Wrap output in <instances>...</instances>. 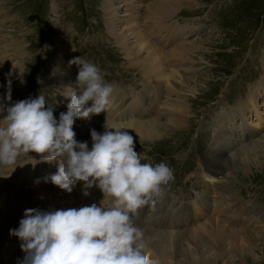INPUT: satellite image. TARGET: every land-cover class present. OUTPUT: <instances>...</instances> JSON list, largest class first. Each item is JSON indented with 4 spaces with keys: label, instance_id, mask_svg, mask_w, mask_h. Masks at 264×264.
<instances>
[{
    "label": "rangeland",
    "instance_id": "374dc122",
    "mask_svg": "<svg viewBox=\"0 0 264 264\" xmlns=\"http://www.w3.org/2000/svg\"><path fill=\"white\" fill-rule=\"evenodd\" d=\"M102 3L103 0H0V60L7 63H0V66L4 67V70L0 69V76L6 78V74L11 71L8 78L14 79L15 84L12 86L28 88L29 85L35 87L38 83L36 75L33 77L32 72L43 71L42 78L50 74V78L45 79L46 90L59 111H64V107L58 89L62 84L58 86L57 79L67 78L68 85H74L73 77L59 73L62 66L70 69L66 62L70 55L94 62L101 69L106 82L121 87L126 92L135 91L136 87L155 81L159 88L162 87L164 92L162 104L166 106L163 108L161 104L159 107L158 114L162 120L160 125L170 118L169 110H173L171 121H168L166 131L156 130L159 133L156 137L133 138L134 150L140 152L142 156L145 154L151 156L156 162L167 159L174 174L172 188L176 193L181 192L184 200H188L192 198L190 194L192 186L190 177L187 176L189 173L185 172L190 168L195 169L197 156L204 155L210 148L216 153L205 156L207 164L203 166L200 162V165L204 173H207L205 168L209 163L208 159L219 157L220 161L224 157V162L217 163L218 167L223 168L225 176L222 178L220 176L219 185L208 192L210 197L214 198V194L217 201L221 199L224 203L221 204L222 209L218 208V215L210 214L208 218L212 220L206 224V227L195 232L204 241L199 239L197 245L188 243L185 246L178 243V247H174L164 244L159 238H157L159 241L153 240L151 243L146 237V232L144 238L146 243L148 242V247L152 249L154 255H160L161 252V264H264V230L260 231L256 227L259 224L264 225L262 224L264 222V126L259 130L258 136L249 137L244 144H241L240 139L238 140L241 136V133L238 134V128L234 130L232 135L234 138L231 141L225 129H232V125L226 123L220 126L228 118H230L229 122L235 119L238 126L245 116L242 113L254 105V99L260 93H264V88L260 87L264 78L258 79L262 73L264 75L261 61L264 60V0H175L171 4L176 7L173 6L174 9L164 17L163 23L167 26L154 28L152 35V29L148 32L142 31L144 23L151 27L146 19L150 14L146 5L151 3H145L142 6L143 10H138L139 6L135 0H112V8L107 9L111 11L110 14L104 10ZM141 14L143 20L139 18ZM174 14L178 15L176 20L183 21L182 16L190 19V24L199 30V34L187 37L185 42L176 43V45L182 43L187 50L183 54L184 59H179L181 61L176 59L173 66L169 67L173 75L165 84L162 81L158 82L150 72L144 71V63L134 64L135 59L139 61L147 55L148 50L141 49L135 56L128 57L123 47L131 49L129 54L137 52V42L129 26L132 17L136 16L139 18L136 22L141 23V26L134 29L135 32L141 31L146 40L154 47H158L161 52L173 49L176 45L162 50L159 45H155L153 39L158 31L161 29L162 32L168 31L175 23L173 20L166 22L170 16H175ZM210 18H213L211 24L207 22ZM172 27L177 28L175 31L178 32L181 28H184L185 32L189 31L187 26ZM117 34L124 35L125 39L122 42L117 41ZM62 51L66 52L63 54ZM57 66L58 71H53L57 70ZM75 66L76 64H73V70L77 73ZM3 80L0 79V84ZM247 82H251V85ZM256 84L258 87L255 89L253 87H256ZM243 87L244 91L238 98L229 103L230 96L237 94ZM19 92L18 96L26 94L24 89ZM228 92L229 97L225 98ZM1 93L2 91L0 95ZM113 93L116 97L111 96L115 100L113 105L118 106V116L125 117V121L119 123H127L128 120L140 116L141 106L134 110L137 95L124 108L121 107L124 91L113 87ZM17 94L11 91V98ZM148 96L153 95L149 93ZM263 99L264 94H261L259 104ZM173 104L176 107L172 106ZM234 107L237 112L233 111ZM262 108L264 109V105ZM129 111L133 113L132 118L126 115ZM232 112H235V115ZM239 112L241 117L236 116ZM102 113L96 114L97 117H102ZM90 117L94 118L93 125L100 122L94 115ZM83 119L75 120L73 129L77 134L83 135L88 130L86 127H91L84 123H79V126L78 122ZM261 119H259L260 123L264 124V116ZM246 121L250 122V120ZM254 126L253 129H257ZM219 131L224 132L214 136ZM213 139H218L216 145L220 144L219 150L223 149L221 143L229 146L228 150L223 151L226 153L218 154V148L211 144ZM226 140L228 142H225ZM257 140L260 141L256 142ZM245 147L246 155L237 159L233 151ZM212 161L215 163L214 160ZM225 161L230 168L224 165ZM246 168L249 170L246 171ZM210 174L221 175L220 171ZM191 180L195 182L192 178ZM243 193L246 196L244 199L241 198ZM80 197L81 195L75 193L71 200L75 203L80 201ZM92 201L95 202L96 199ZM228 210H230L229 215ZM224 220H228L230 224L236 220L245 221V226L228 227ZM251 221L255 225L247 227ZM215 223L225 231L219 238L209 237L211 231L218 229V227L214 228ZM139 227L144 230V224L140 223ZM146 227L153 229L150 226ZM229 229H244V231L233 232V236ZM224 234H226L225 238L222 236ZM149 242L152 245H149ZM158 244H163V247L159 246V251H156ZM181 248L182 251L178 250ZM180 253L183 255L182 258H178ZM0 264L5 263L0 260Z\"/></svg>",
    "mask_w": 264,
    "mask_h": 264
},
{
    "label": "clouds",
    "instance_id": "9594fccd",
    "mask_svg": "<svg viewBox=\"0 0 264 264\" xmlns=\"http://www.w3.org/2000/svg\"><path fill=\"white\" fill-rule=\"evenodd\" d=\"M69 63L78 66L77 75L74 85L59 91L68 103L58 118L55 105L46 103L40 91L12 101L11 71L6 74L0 95V166L34 152L41 161L57 162L47 177L51 183L70 193L82 182L84 196L95 186L103 198L79 207L25 208L18 226L9 229L24 253L18 264H161L132 217L154 205L174 179L171 163L135 151L133 136L119 123L105 120L103 132L89 129L90 147L78 141L75 120L107 111L113 85L94 62L74 57Z\"/></svg>",
    "mask_w": 264,
    "mask_h": 264
},
{
    "label": "bare ground",
    "instance_id": "6f19581e",
    "mask_svg": "<svg viewBox=\"0 0 264 264\" xmlns=\"http://www.w3.org/2000/svg\"><path fill=\"white\" fill-rule=\"evenodd\" d=\"M174 1L175 0L155 1V2H152L151 5H146V8H148V10L150 12V14L148 16H146V19H147L148 22H150L151 27L157 29L159 27L165 28L167 26V25H164V23H163L164 22V17L167 16L172 9H174L173 6L176 5V2H175V5H172L171 4V3H174ZM102 4L104 6L103 7L104 10L108 14H110L111 11H109V10L112 8V0H103V3ZM137 6H139V5H137ZM107 9H109V10H107ZM133 11H135V10H133ZM139 18H137L136 16H133L132 17V21L129 24V26L133 30L131 33H132V35H134V37L136 39V42H137V44H136L137 52H135L133 54H129V52H130L131 49L130 48H126L124 46L123 48L125 49L126 56H128V57L135 56L138 53V51H140L141 49H144V48L146 50H148L147 55L144 56V57H142L139 61L137 59H135L136 62L134 64L144 63V65H145V69H143L144 71L150 72L158 80V82L159 81H162V82H165V84H167V81H168L169 77H171V75H173V71L170 70L169 67L173 66L172 64L174 63V61L176 59H178V60L179 59H181V60L184 59L183 58V54L186 52L187 48H185V46L182 43H179L173 49L168 50L166 52H161L160 49H158V47H154L149 41L146 40L145 36L142 34L141 31L140 32L139 31H136V32L134 31V29H138L141 26V23H137L136 22L137 19H139ZM135 22H136V24H135ZM168 27H169V25H168ZM161 30H163V29H161ZM174 30H177V28L173 29V27H169V30L168 31H165V30L164 31L165 32H173ZM160 31H158V32H160ZM181 32H185V29L184 28H181ZM157 33H156V35H157ZM156 35H154V38H155ZM124 39H125V36L124 35L117 34V36H116V40L117 41L122 42V40H124ZM62 52L64 54L66 51H62ZM167 54H169V55H167ZM181 60H179V61H181ZM262 64H263L262 67L264 69V60H262ZM75 68L77 69V66H75ZM63 79L64 78H62V77L57 79V83L56 84H58V86L60 84H62L61 86L58 87L59 91H61L65 86L68 85V81L69 80L67 78H65L64 80ZM260 87L264 88V81L261 82V86ZM4 91L5 90L2 91L1 95L4 93ZM143 91H145L148 95H149V93H152V95L155 97V99H154V97L151 96L153 101L156 102L158 100V97L155 96V94L157 95V92H155V87H154V89H150V90L149 89H145ZM111 95H113L114 98L116 97V95L113 92H112ZM114 98L112 96L110 97V108H113V109H110L111 111H108V110L107 111H102L103 112V113L101 112L103 114L102 117H97L96 114L94 115L95 117L98 118V120H100V122H98L96 125H93L94 124V118L93 117H90L88 119H83V120H81V121L78 122V125L79 126H80L79 123H84V125H86V126H91L90 128H87L86 127V130L87 129L88 130L85 131L83 135L76 133L77 135L75 137L78 139V141H81L85 137L90 138L89 129H95V130H97V132H103V130H104L103 127H102L103 124H104V121L103 120L107 116H109L110 114H112L113 111L118 116V113H119V112H117L118 106H114L115 105L114 104V102H115ZM60 101H61V103H62V105L64 107V110H66V105L68 103V99L65 98L64 96L60 95ZM164 105L162 104V107L163 108L166 107ZM139 106H141V108H142L143 104L140 101V99L137 98V103L134 106V110H136ZM172 106L176 107L175 104H173ZM236 107L233 108V111H236L237 112ZM163 111H164V109H163ZM172 111L169 110L168 114H169V117L170 118H168L167 121L165 120L166 122L162 123L161 125H160V123H161L162 120L159 118L160 116H159L158 113L153 118H151L149 120H143V122L142 121H134L135 120V118H134L133 120L132 119L131 120H128L127 123H119V121L116 122V123H119L123 127L127 128V129H122V130L129 132L133 137L142 136V137L153 138V137L158 136V134H159L156 130L161 129L163 132L167 130V123H168V121H171ZM232 113L235 115V112H232ZM126 115H129L130 118L133 117L132 111L127 112ZM236 116L241 117V112L237 113ZM229 117H231V115ZM226 118H228V117L226 116ZM229 120H230V118L226 119L220 126H222L223 124L228 123ZM261 121H262V119H261ZM108 123H110V122H108ZM111 123H113V122L111 121ZM74 124H75V122H74ZM223 132L224 131H219V133H217V134L215 133L214 136L215 135L217 136L219 134H223ZM221 139H222V136H221ZM217 140L218 139H213L211 141V144L214 145L213 147H215L216 144H218L217 143ZM259 141L260 140H257L256 142H259ZM225 142H228V141L226 140ZM255 147H257V146H255ZM263 149H264V146H263ZM245 150H246V147L245 148H239V149L234 150L233 151V154H235V157H237V159H238V157H243V156L246 155ZM219 151H221V150H219ZM21 156L22 155H20V157ZM20 157H18V159L16 160V162H19L20 161V159H21ZM231 159H232V156H231ZM212 160H214L215 163ZM212 160L211 159H208L209 163H208L207 167L205 168V170L207 172H209V173L212 172V174H213L215 172V171H213V166L209 167V165L210 164H214V166L215 165L218 166V163L217 162H224L225 159L223 157V159H220V161H219V157L218 158L217 157H213ZM248 161H250V160H248ZM240 164H242V163H240ZM224 165L225 166H228L227 165V161H225V164ZM12 166L13 165H7V167L5 169H8L9 170L10 168H14ZM250 166H251V164H250ZM44 167H45V162H41L37 166V169L40 170V169H42ZM234 168H236V167H234ZM241 168H242V166H241ZM247 169L248 168H246L245 170L248 171L249 169L248 170ZM242 171L244 172L243 169H242ZM202 172L204 173V169H202ZM36 173L38 174L40 172H36ZM208 178H210V177H208ZM80 190L81 189H78L77 191H80ZM74 194L75 193H72V194H68V193H53L51 195H48V196H45V197H42V198L24 197V196H21V195L17 194L15 191H13L11 189H7L6 183L4 181V177H3V175H0V260L3 261L5 264H18V258H22L23 255H24V253L21 251V249L19 247V244H20L19 239L16 236L10 235L9 234V229L15 228V227L18 226V221L22 217L23 210L25 208L39 207L40 209L47 210V209H50V208L51 209H56V208H67V207H79V206H82V205L90 204V203L94 202L92 200H95V199L89 198L87 196H84L83 194L78 193V195H81L80 201L78 200V201H76L74 203L73 200H71V199H73L72 196ZM205 195L208 196L209 199L210 198L212 199V202H213V205H214L213 212L211 214L212 215H215V216L218 215V208H221L222 209V205L221 204H223L224 202L222 203L221 199H219L217 201V198L210 197V195H208V193L205 194ZM95 202L97 204H99L100 200L96 199ZM103 202L105 203V201H103ZM219 211H220V209H219ZM229 211L230 210L227 211L228 212L227 213L228 215H229ZM132 219L134 221H136V225H138V226L140 225V220L137 217L133 216ZM211 220L212 219L207 218V219H205L203 221L204 223L202 222V223L198 224L197 226L193 227V229L192 228H189V229H186V231L183 230L181 232H174V233H172L173 231H169V232H165L164 231V232H162L161 230L160 231H157L156 229L153 230L151 228H147L144 225L143 232L144 233L147 232L146 233V237L148 238L149 241H151V243H153V240H155V242H156L157 240L159 241V239H162V242L164 244H168L169 246L172 245L174 247L177 246L178 243H181L182 246H185L188 243H193V244L197 245L200 240L201 241H204V240H203V238L198 237L197 233H195V232L198 231V230H200V229H202V228H204V227H206V224L209 223ZM262 224H264V222H262ZM221 226H223V225H221ZM216 227H218L217 224H216V226L214 228H216ZM256 227H258V229H260V231H263L264 230V225H260L259 224ZM261 229H263V230H261ZM206 230H207V228H206ZM225 230H226V227H225ZM229 231H231L232 235L234 236V233L235 232L236 233H239L241 231H244V229H242V230L241 229H229ZM223 232H225V231L223 229H221V228L218 227L217 230L215 229L214 231H211L210 232L209 237L219 238V237H221V233H223ZM179 234H180V236H179ZM181 235L182 236L184 235V239H182V236ZM222 236L224 237V236H226V234H224ZM157 238H159V239H157ZM232 238H234V237H232ZM222 241H224V240H222ZM151 243L149 245H152ZM159 246L163 247V244L162 245L158 244L156 251H159ZM161 247H160V251H161ZM17 249L18 250L20 249V250L17 251ZM182 249L183 248L178 249V250L182 251ZM159 253H160V255H156V256H158L159 259L161 260V257H160L161 256V252H159ZM178 255H179L178 258H180L181 256H183V255H181V253L178 254ZM176 261L178 262V260H176ZM176 261H174V262H176ZM226 264H229V263H226Z\"/></svg>",
    "mask_w": 264,
    "mask_h": 264
}]
</instances>
